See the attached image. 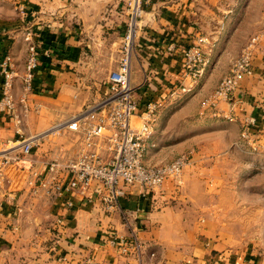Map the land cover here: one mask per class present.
I'll return each mask as SVG.
<instances>
[{
	"label": "crops",
	"instance_id": "obj_1",
	"mask_svg": "<svg viewBox=\"0 0 264 264\" xmlns=\"http://www.w3.org/2000/svg\"><path fill=\"white\" fill-rule=\"evenodd\" d=\"M127 24L125 0H0V90L1 65L8 58L16 103L13 113L0 114V147L42 135L26 160L1 170L0 264H264L252 246L227 245L232 236L217 234L215 228L223 222L220 211L236 206L238 189L225 178L242 168L245 173L252 170L239 163L251 154L241 138L246 120L252 122L248 139L259 151L255 157L264 161V0L143 2L130 60V85L140 108L191 86L181 52L195 36L204 35L214 45L202 79L193 91L165 104L148 142L150 165L194 152V164L179 182H165L155 197L129 189L111 210L97 201L91 188L82 195L55 198L51 188L38 185L48 176V164L65 165L86 151L80 132L52 128L109 95L107 78L117 68ZM28 29L38 67L24 101L28 46L23 36ZM256 35L261 37L251 60L252 74L240 81L229 104L217 106V116H200V103ZM132 123L139 125L137 118ZM228 160L230 169L223 167ZM34 172L38 177L33 179ZM68 176L62 170L58 182ZM123 214L129 215L128 224Z\"/></svg>",
	"mask_w": 264,
	"mask_h": 264
},
{
	"label": "built area",
	"instance_id": "obj_2",
	"mask_svg": "<svg viewBox=\"0 0 264 264\" xmlns=\"http://www.w3.org/2000/svg\"><path fill=\"white\" fill-rule=\"evenodd\" d=\"M143 2L144 0H125L128 24L123 36L117 68L107 78L109 95L101 103L85 110L66 124L52 128L54 132L63 127L73 132H80L86 149L75 160L65 165L57 162L48 164V176L41 179L38 185L45 190L51 188L55 198L62 197L64 193L82 195L91 188L97 196V201L107 210H111L117 206L119 198L127 195L129 189H139L143 193L150 192L152 196H157L165 182H177L190 164L193 151L181 154L166 164L146 163L148 142L155 132L157 118L165 104L171 102L173 98L193 91L202 79L214 45L204 35L195 36L181 52L183 72L189 77L191 86L181 88L178 94L171 93L167 99L149 100L140 108L134 99L135 89L130 85V60L137 22L143 11ZM19 13H23L21 8ZM260 37L257 35L251 38L232 61L228 72L216 88L201 102L200 116L206 113L217 116L219 113L217 106L220 103H230L240 81L252 74L251 60ZM23 40L28 46L22 75V100L25 101L26 95L32 92L38 59L32 30L28 29L24 32ZM9 66L10 62L7 58L1 65L3 83L0 90V114L13 113L16 109L13 97L14 76ZM33 109L35 112L38 111L37 106ZM27 112L28 108L24 106L23 116ZM223 117L229 121L233 120L229 116ZM134 118L139 121L136 127L132 123ZM15 120L17 124L20 123L18 116ZM251 124V121L246 120L241 131V137L248 145L251 144L247 128L249 129ZM41 137V134H37L15 141L10 146H1L0 174L1 170L11 165L17 166L21 161L26 160ZM102 149L106 152V158L99 151ZM62 170H66L69 175L64 183L58 182V175ZM36 177L38 176L34 172L32 178ZM28 184L32 185V181L29 180ZM67 206L70 207L71 203L68 202ZM123 220L128 224L129 215L123 214Z\"/></svg>",
	"mask_w": 264,
	"mask_h": 264
},
{
	"label": "rangeland",
	"instance_id": "obj_3",
	"mask_svg": "<svg viewBox=\"0 0 264 264\" xmlns=\"http://www.w3.org/2000/svg\"><path fill=\"white\" fill-rule=\"evenodd\" d=\"M211 62L212 59H210L207 66ZM207 66L205 69H207ZM251 125H249V127H251ZM247 131L249 132L248 128ZM242 140L244 139L242 138ZM247 147L249 148V151L251 153L247 155H250V159L241 160L239 163L242 164L244 168H251V173H245V169L242 168L240 169V171H236L235 176L230 175L229 172V176L225 178V183L234 185L238 189V191H236L237 189L235 190L236 195L234 197L236 206L234 208H225L220 211L223 215V222L221 224L216 223L215 228L217 234L219 232H225L227 236H232L233 242L228 241L227 245H250L252 246L254 252L258 255L260 254V258L264 261V165L262 166V163H264V161H261L260 159L255 157V155H257L259 151L254 142ZM245 163H248L247 167H245ZM193 164L194 163L192 157L189 166H192ZM225 165L228 169H230L231 165L233 164H231V161L228 160L223 163V167H225ZM180 179L177 182H179ZM204 180L208 181L206 179ZM211 185H213V180L207 182V186L210 187ZM243 186H245L246 189L240 188ZM213 187L214 186H212L211 188ZM224 200L225 199H223V203L228 205L229 200Z\"/></svg>",
	"mask_w": 264,
	"mask_h": 264
}]
</instances>
